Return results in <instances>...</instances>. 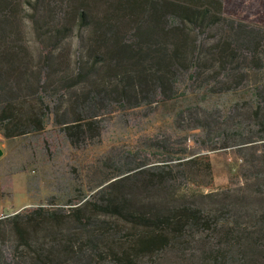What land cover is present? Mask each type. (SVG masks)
Returning a JSON list of instances; mask_svg holds the SVG:
<instances>
[{
    "label": "trees",
    "instance_id": "16d2710c",
    "mask_svg": "<svg viewBox=\"0 0 264 264\" xmlns=\"http://www.w3.org/2000/svg\"><path fill=\"white\" fill-rule=\"evenodd\" d=\"M243 1L0 0L5 139L45 132L53 117L79 147L100 136L99 119L114 107H152L189 86L233 101L181 109L185 131L255 149L237 189L195 193L184 184L200 159L210 170L209 158L157 139V152L106 162L112 173L92 199L1 217L0 264H158L169 251L174 264H264V23L253 19L264 0ZM233 2L247 18L226 15Z\"/></svg>",
    "mask_w": 264,
    "mask_h": 264
},
{
    "label": "rangeland",
    "instance_id": "374dc122",
    "mask_svg": "<svg viewBox=\"0 0 264 264\" xmlns=\"http://www.w3.org/2000/svg\"><path fill=\"white\" fill-rule=\"evenodd\" d=\"M233 3H227L226 15L236 19L247 18L241 6ZM242 7L246 8L245 5ZM256 17L253 18L255 21L264 23V16ZM79 35L76 31V37L67 41L74 55L81 42ZM31 40L34 44V39ZM188 87H181L175 100L152 107H114L99 119L100 136L92 138L89 134L79 147L72 145L53 117L42 133L11 140L0 134V218L27 206L68 209L77 204L78 199H92L100 180L112 173L106 162L117 167L129 153L132 155L142 150L157 152L150 148L157 139L177 142L179 146L187 145L189 158H209L210 170L205 167V158L193 163V171L189 173L183 191L208 193L237 189L242 182L240 172L247 168L246 160L255 153V149L250 146L242 150L221 148V139L217 136L207 141L201 130L185 131L183 126L186 125L175 120L176 114L190 104L205 102L212 110L221 109L229 107L233 97L192 89L188 94ZM248 93L249 90H245L239 94ZM174 256L171 251L165 252L158 257V264L178 262ZM143 264L153 263L144 261Z\"/></svg>",
    "mask_w": 264,
    "mask_h": 264
}]
</instances>
